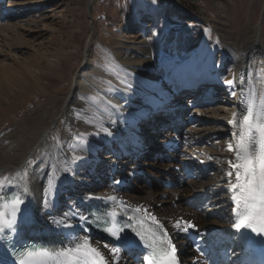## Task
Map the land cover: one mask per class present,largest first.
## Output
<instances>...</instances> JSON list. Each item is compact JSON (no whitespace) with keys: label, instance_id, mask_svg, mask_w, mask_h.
<instances>
[{"label":"bare ground","instance_id":"1","mask_svg":"<svg viewBox=\"0 0 264 264\" xmlns=\"http://www.w3.org/2000/svg\"><path fill=\"white\" fill-rule=\"evenodd\" d=\"M23 2L11 0L4 4L0 0V9L5 11L3 16L7 18V13L21 9ZM1 20L0 29L4 30L7 24H1ZM205 22L208 24L201 46L191 52L189 47L177 58L167 54L166 63H161L160 55L155 54L156 44L152 38L109 48L118 65L138 80L129 77L123 81L124 85L107 79L106 70L92 62V36H89L80 68L71 77L70 89L60 107L55 106L57 100L51 94L57 91L55 87L61 89L69 78V58H47L43 66L40 65L42 61L33 65V60L28 59L20 62L21 69L13 65L16 80L22 79L17 77L22 74V69L32 74L35 83L31 87L36 91L30 93L28 86L31 83L27 81L31 78L28 77L27 80L23 78L21 87L16 85L13 93L0 96V129L6 127V131L0 133V212L4 214L0 224L13 218L25 221L33 237L42 239L57 253L73 252L77 264H97L98 260L102 264H126L125 252L119 260L113 258L115 253L111 252L121 250L106 236L99 232L92 236L84 234L90 205H98L109 213L126 208L152 224L165 227L176 239L179 254L183 252L186 256L184 264L208 263L200 262L201 257L188 249L182 231L183 221L184 224L186 221L193 223L203 233L205 244L214 247L221 244L228 248L230 263L241 261L243 254L235 242L238 236L228 228L236 213L232 200L236 193L231 190L235 169L230 163L242 161L236 159L235 151L228 150V145L238 147L242 135L245 143L251 138L249 151L259 170L261 136L255 126L264 124V36L261 25L249 28L239 40L225 44V53L235 68L223 80L227 84L225 89L216 88L222 85V76L219 75V79L211 74L208 105L187 111L186 122L177 128L169 123L173 120H169L163 127V123L159 124L158 132L147 133L145 129L142 135L137 132L141 123L136 122V114L157 102L162 103L157 93L171 88L172 77L193 82L196 77L207 76L222 39L215 26L209 20ZM125 48L130 50V55L121 57L117 50ZM10 54L11 51L7 57L14 58ZM5 59L0 60V69L8 68ZM139 81H144L150 88ZM155 86L161 89L155 92L151 88ZM220 95L222 99H216ZM41 97L47 100L35 105L34 100ZM184 98L192 100L194 95ZM218 102L229 104L230 109L226 112L217 109ZM158 107L161 106L158 104ZM98 110L105 114L100 120L104 127L100 128L102 142L88 143L85 139L89 128L85 124L93 116H101ZM152 113L151 110L148 118L154 121ZM245 118L253 125L251 132L247 127H241ZM11 121L17 122L16 125ZM57 121H61V125H57ZM160 131H163L162 136ZM170 149L177 151L170 154ZM180 153L182 157L179 158ZM6 169L9 172L3 177ZM135 171L144 173L147 184H151L150 189L136 192L119 189L118 182L127 180ZM188 173L198 180L185 179ZM161 180L171 181V188L162 186L158 182ZM157 195L163 196L164 204L158 201ZM14 201H19V210L13 208ZM167 201H175L177 206L169 207ZM186 201L190 202L189 206ZM66 227L77 229V237L73 240L63 238ZM4 236L5 231H0V240ZM85 241L89 248L100 253L99 258L87 250L73 251ZM127 261V264H140L128 258ZM4 262L0 248V264Z\"/></svg>","mask_w":264,"mask_h":264},{"label":"rangeland","instance_id":"2","mask_svg":"<svg viewBox=\"0 0 264 264\" xmlns=\"http://www.w3.org/2000/svg\"><path fill=\"white\" fill-rule=\"evenodd\" d=\"M10 1L3 0L4 4H8ZM15 1L19 3L21 0ZM23 1L21 9L13 14L7 13V18L6 15L3 16L5 11L0 9L1 24H7L4 26L5 31L0 29V60L6 58L8 63L7 69H0V87H2L0 96L6 97L13 93L16 90V85L21 87L24 79L27 80L28 77L31 78L27 81L31 83L28 86L30 93L33 94L36 91L35 87H31L35 83V79L28 70H20L22 74L17 77L20 76L22 79H15L13 67L21 69L20 62L31 59L33 65H37L39 60L42 61L40 65L43 66L47 58H61L62 56V58H69V64H71L69 68L71 69L68 70V81L66 80L59 90L58 86L55 87L54 89L57 91L51 94V97L57 100L55 104L57 107L61 106L64 96L70 89L71 77L80 68L86 50L85 42L89 36H92V62L106 70L107 79L123 85L125 79L136 78L117 65L118 63L108 51L109 48L117 47L119 43L130 44L145 38H152L156 44L155 54L160 55L161 63H166L167 54L177 58L181 51L189 47L190 52L196 51L204 41V28L208 24L205 21L209 20L217 29L222 41L219 48L215 50L214 61L207 72L215 74L217 77L221 75L222 78L221 76V79L218 78L225 80L226 76L232 74L235 68L234 63L228 58L229 55L225 53V44H230L232 40H239L249 28L258 25H261L264 36V0H93L91 4H88L89 0ZM5 18L8 22L3 21ZM9 50L11 51L10 55L14 58L7 57L6 54L10 53ZM220 50L221 52H219ZM117 52L121 54H119L121 57L130 55V50L127 48L117 50ZM150 71L151 69L148 70V72ZM139 82L144 83L148 89L150 88L144 81ZM226 86L227 84L224 82L223 85H217L216 88L225 89ZM46 100L47 98L41 97L34 100V104L38 105ZM99 102L102 103L100 100ZM102 104L106 107L104 103ZM216 106L223 112L230 109L229 104L222 102H218ZM98 112L101 116H97V119L93 116L85 124L89 128L88 137L85 139L88 143L102 142L100 128L104 127L100 120L105 118V114H102L100 110ZM14 121H11L12 125H16L17 122ZM58 124L61 125V121H57ZM59 127L57 126V128ZM5 131L6 127L0 129V133ZM168 152L172 154V151ZM178 157H182V154H178ZM129 164L126 163V165ZM5 172L3 177L9 170L6 169ZM204 177L206 178L205 175L203 179H205ZM191 178L198 180L196 176ZM161 181L158 182L163 186L165 180ZM126 182L123 189L128 191L150 189V186L146 185L144 177L142 178L136 171L127 178ZM104 183L101 184L104 185ZM178 186L182 187L181 184ZM185 192L183 193L185 194ZM207 196L209 198L210 195ZM162 197V195H157L158 201L164 204L165 199ZM166 204L172 208L177 206L175 201H167ZM187 206L189 205L187 204ZM184 225L182 224V226ZM181 255H184L183 252Z\"/></svg>","mask_w":264,"mask_h":264},{"label":"snow or ice","instance_id":"3","mask_svg":"<svg viewBox=\"0 0 264 264\" xmlns=\"http://www.w3.org/2000/svg\"><path fill=\"white\" fill-rule=\"evenodd\" d=\"M228 83L230 84L231 81ZM241 127H247L251 132L253 125L248 118H245ZM255 127L261 136L258 156L259 170H257L254 160L250 155L249 149L252 146L251 138L245 143L242 135L241 144L238 147H234L231 144L228 145V150L235 151L236 159L242 161L241 163H230V167L235 169V183L231 184V190L236 194L232 196V200L236 203L237 207L242 205L244 209V211L240 213L243 219L233 225L237 230L252 227V223L258 220L261 224V231H264V124H258ZM241 153H243V155H241ZM241 169H243V173H241ZM228 175L231 177L233 173L230 171ZM12 205L15 210H19V201L12 202ZM233 211L235 212L236 209L234 208ZM3 215V212H0V218H2ZM14 223V218L2 222V224H0V231H3L4 228L11 229ZM185 223L188 224L189 228L194 227L190 222L186 221ZM107 230L111 232L112 235H117L116 230L112 228ZM253 231H255V229H253ZM81 250H87L96 258L100 257V253L96 249L89 248L87 241L82 245L78 244L73 251L79 252ZM174 252L175 248H173V253ZM28 256L37 259L63 257L64 259L61 264H77V262L73 260V252L67 250L59 253H49L47 251L29 252ZM145 260L148 261V264H152V261H150L148 257H145ZM97 264H102V261L98 260ZM157 264H175V261L169 258L159 261Z\"/></svg>","mask_w":264,"mask_h":264},{"label":"water","instance_id":"4","mask_svg":"<svg viewBox=\"0 0 264 264\" xmlns=\"http://www.w3.org/2000/svg\"><path fill=\"white\" fill-rule=\"evenodd\" d=\"M88 4H90V3H88Z\"/></svg>","mask_w":264,"mask_h":264}]
</instances>
